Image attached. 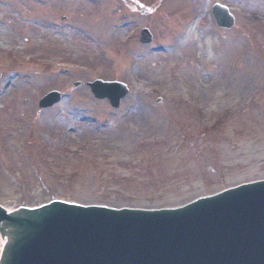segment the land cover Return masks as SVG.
Instances as JSON below:
<instances>
[{"label":"rangeland","instance_id":"1","mask_svg":"<svg viewBox=\"0 0 264 264\" xmlns=\"http://www.w3.org/2000/svg\"><path fill=\"white\" fill-rule=\"evenodd\" d=\"M95 80L129 88L119 110ZM263 180L264 0H0L4 209L178 208Z\"/></svg>","mask_w":264,"mask_h":264},{"label":"water","instance_id":"2","mask_svg":"<svg viewBox=\"0 0 264 264\" xmlns=\"http://www.w3.org/2000/svg\"><path fill=\"white\" fill-rule=\"evenodd\" d=\"M212 14L219 28L234 26L225 7L215 5ZM139 39L146 46L152 42L148 30ZM88 86L114 109L127 95L118 83ZM60 99L51 92L39 109ZM0 235V264H264V181L166 210L60 201L13 212L0 207Z\"/></svg>","mask_w":264,"mask_h":264},{"label":"bare ground","instance_id":"3","mask_svg":"<svg viewBox=\"0 0 264 264\" xmlns=\"http://www.w3.org/2000/svg\"><path fill=\"white\" fill-rule=\"evenodd\" d=\"M0 242H1V245H0V257H1V255L3 254V246H4V239L1 237V235H0Z\"/></svg>","mask_w":264,"mask_h":264}]
</instances>
